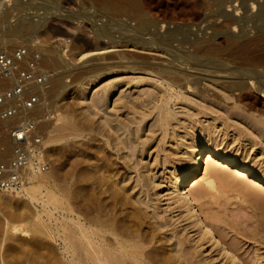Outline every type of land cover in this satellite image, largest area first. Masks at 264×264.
I'll return each instance as SVG.
<instances>
[{
    "label": "rangeland",
    "instance_id": "1",
    "mask_svg": "<svg viewBox=\"0 0 264 264\" xmlns=\"http://www.w3.org/2000/svg\"><path fill=\"white\" fill-rule=\"evenodd\" d=\"M32 1L33 0H28L30 3ZM205 1L207 0H194L193 3L190 0H140V4L149 19L161 20L165 18L168 21L167 24L169 27L187 24L191 29H194L198 26H200L199 28H204L205 24H208L209 22V24H218L222 19L219 18L216 20L209 16V13L217 7L215 0H208V4H204ZM224 1H229L227 4H239L244 0ZM257 1L264 4V0ZM23 2L24 4L22 6H13V4H11L12 2H10V5L6 6H10L12 10L10 9L7 15L3 14L2 17L0 16V32L2 33L0 34L2 35L0 37L14 38V35L13 37L5 35L7 27L15 24V22H18L19 20L22 21L18 17L31 20V22H33V27L27 28L20 25L18 27L19 32L15 35V41H21V44L19 43L14 49H12L14 46L13 44L4 43L2 44L3 46L0 44L2 46H0V50L5 49L10 53L17 47L24 46L28 48L30 54H40L42 53L41 48L44 49L51 45H57V48L55 49L56 53L60 54L63 58H67L71 64L76 65V68L80 64L78 57L82 53L84 42L87 41L89 45L88 49L102 47L103 45L101 41L94 39L93 37L94 29L97 27L96 24H99L98 22H95V17H101V19L105 21L106 18H108L107 20L109 21L107 22L114 25L113 31L115 32L114 34L117 35L118 33L116 32L117 29H119V27L115 26L117 20H126L127 16L126 13L119 14L117 11L118 8L121 7L119 6L120 4H118L119 2L115 4L117 6H114V8L110 10L104 8L105 6L102 5L99 0H34L31 3L32 5L26 1ZM173 10L179 12L175 13ZM227 12H231L233 15L235 13L232 10H228ZM194 13L203 16L206 22H199V25L191 24V16ZM70 17L73 18L69 20ZM15 18L19 20L16 21ZM26 19L23 21H27ZM112 20L113 22H111ZM126 22L130 26L135 25L133 19ZM247 31L248 36L254 34L253 30V33L251 30ZM233 33L236 32L234 31ZM58 37L62 38L63 41L58 43V41H56ZM121 44L124 45L123 42L119 45ZM117 50L126 55L138 54L136 53V49L132 46L119 47ZM249 50L244 48V46L237 44L234 45L230 51V56L233 59V62H235L236 65L243 66L248 58H256L261 55V52L258 49H253V51L251 49V53H249ZM112 54L113 52L111 55ZM107 56H110V53L107 54ZM142 56L149 59L154 58V60H162L164 62L171 59L168 54L161 52H153ZM108 62L115 69L110 75L97 82L86 78L78 81L77 84L73 82L75 72L77 71L76 68L71 70L70 65L66 67H44L43 71L47 78L43 87L51 84L49 78H51V76L55 77L57 72L63 76V81L70 86L68 85L69 87H67L62 93L60 92V86H55L50 93L46 92L47 95H43L42 104L40 106L41 108L33 114L34 116L50 115L43 123H48V121L51 120L49 126H47L42 132L40 131L44 140V157L49 164L48 171L42 173L45 175L42 178L44 181H42V179H39L38 181V179L33 178L34 182L31 184L33 185L31 186L33 192L29 189L32 194L29 190L0 191V264H72L68 259L71 251L70 247L67 248L68 240L64 241L65 238H69L68 235L71 234L70 227H73L70 220L67 219L69 218V213L66 212V209L68 208L67 206H69L68 202H71L76 198L78 203H86L85 196H87V193L93 192V189L94 191L96 190L93 192L96 194L100 186H102L103 190L99 188L102 192L100 193L99 191L97 193L99 196L97 194L95 196H98L105 201H107L106 195L109 196L110 194L109 189L117 190L120 188L122 192L120 191V193L119 190L117 191L122 196H124L123 193L125 196H133L137 188H134L133 192L128 188L129 192H131L129 194L127 192L128 190L124 191V189L134 185L138 176L140 181L142 179V181L145 180L146 182L147 178L144 175L146 169L153 180L152 184H155L156 187L153 188L152 184H149V186V180L146 184L143 182L147 186H145L142 181L141 183L138 181V184L145 186L144 191L146 193L144 192V194L147 196L149 194L150 197L148 196V199H151V203L149 201L151 208H148L149 211L145 209V215L147 216L148 212L155 215V218L162 220L159 221L163 222L164 220V222L167 221L170 223L171 220L168 221L169 215L164 209L165 206L163 205V201H161L158 197L159 195L155 193L162 189L161 187L166 177V174L163 175L165 172L164 168L174 167L176 171L186 165V159H183L181 155L184 152L185 155L188 154V148H186V146L188 147L187 144L190 142L188 141V137L198 134V132L202 133L200 136L203 137L205 143L208 142L213 148L218 143L219 146L229 150L232 154L234 153L239 160L240 157L241 159L244 157L240 161L247 159V164L257 173L264 176V147H262L264 146V102H262L264 99L258 94H256L249 102L242 96L235 97L233 93L221 88L219 85L210 84L204 81H202V84H199L194 90H186L183 88L180 90L181 92L178 93V89L169 88L166 84L160 81L155 82L153 79L152 82L157 86L161 85L166 94V98H164L165 102L163 101L165 104H162L161 108H158L153 105L154 100H156L154 92H157L154 86L145 81H138L139 79L136 77L141 75L132 74L131 71L123 68L126 63H117L116 59ZM87 79L89 81H87ZM10 84L11 82H7L1 86L6 87ZM87 84L88 86H86ZM111 85H114L116 87L115 89H117L113 92L112 99L118 96V91L120 90H122L121 95L126 94L132 97L138 94V92L132 91L141 90L139 91L140 93L143 89H148L150 90L149 97L138 99L126 98L127 100L130 99L126 104V107L120 106V103L116 104L117 107H115L116 109L118 108V110L120 109L123 114L119 113L120 111H117L118 113L116 112L115 115L113 113L114 109L110 112H104L103 110L105 106L100 103L101 108H96L97 110L95 111L89 110L91 107L88 108V111L91 113H89V116L85 119L82 115V109L78 107L73 108L68 104V100L71 97L70 94H72L73 91L75 101L83 100L85 103H88L91 95H93V98L99 97L100 94L107 89L104 86H108L107 90H109ZM83 87H91L92 89L88 92L86 89H83ZM112 99L108 102L110 107L112 106ZM142 100L144 101L142 102ZM54 111L69 112L72 116L71 124L62 125L59 121L53 119ZM102 115H105V117L107 116L108 118L106 117V119H109L110 116V119L113 118L112 121H115V117L117 118L120 116V120H118L119 122H123H121V125L124 127V133L122 136H126L127 140H129L128 142H131V146L128 145L131 149L129 148L127 151L126 149L123 151H121L122 149L118 151H116V149L114 150L112 144L107 140L110 136V131L104 120H102L105 118H103ZM161 119H163V121H160ZM124 123H126L127 126H125ZM172 130L177 132L175 136L174 134L171 136V132H173ZM105 131H108L109 134H107L108 132L104 134ZM195 131H197V133ZM127 136H130V139ZM252 140L254 142L253 146L256 144L254 147L251 144ZM219 141L222 143L221 145ZM250 145L253 148H251ZM3 146V144H0V147ZM147 153H149L148 156ZM154 156L155 160L152 159ZM98 161L102 163L100 164ZM249 161L250 163H248ZM94 163H99V165L105 163L103 164L105 168L101 166V169L104 171H106L107 168L105 165L109 166L107 169L110 170H107L109 173L106 171L107 174L117 171L118 177L114 175L112 179L120 180L121 177L124 179L125 176H130L131 179L128 180L126 178L122 181L123 183L120 182L118 185H112L110 183L109 185H112L113 188H111L112 186H109V188V182L107 183L104 179V182H106L105 186L101 184L98 188L96 187L97 189H94L92 187L95 186H89V181L85 182L86 178L84 177L85 174L87 175V171L90 172L93 170L92 164ZM211 164L209 170L211 171L212 167L216 166L220 171L222 170V178L224 179L221 178V180H216V178H214L213 186L207 189V195L202 202V211L208 218H210L216 233L225 243L233 247L236 253L240 255L239 257L243 258L244 262L247 264H256L260 260L263 261L264 215L261 213L264 212V190L259 192L261 191L259 187L251 184L252 186H250L249 189L252 192L251 195H253H250L249 197L246 196L247 198L244 199V196L233 191V189L226 184L227 182H224L233 181V177H235L234 181L239 182L238 175L233 176L235 173H232L228 168L226 169L220 165L214 166ZM89 165L92 166L90 167ZM111 169L115 170L112 171ZM134 171L138 174H134ZM99 172L102 173L101 170L97 173ZM115 172L114 174H116ZM204 173L201 172L200 176L203 177ZM101 175H104V173ZM83 177L85 181L83 180ZM134 178L136 179L135 181ZM200 179L201 178L197 180L195 185L197 183L199 184V182L201 183L202 179ZM241 179L242 177L240 178V181ZM243 180L245 179H242L241 185L246 183V180L244 182ZM25 184L26 183L23 185ZM256 187L259 191H257L258 189ZM105 191L106 194L104 193ZM253 191H257V194L259 193L260 195H255L256 192L253 193ZM55 194L60 200L57 202L60 203L55 204L56 201L52 198ZM144 194L140 196H145ZM134 195L137 196V194ZM141 211L142 213L144 212V210L140 209V212ZM145 215H143V219L141 218V221L144 220L141 222L143 224L141 225V228L144 229L145 227L144 230L147 228L146 232L143 231L147 233V238L152 240V242L148 240L152 245L149 242L145 246L146 248L151 246L152 250L149 248L151 251L150 254L153 252L157 257L163 255L166 257L163 250L161 251V248L159 249L157 247V245H160L159 247L163 245L164 247H162V249L164 248L165 250V246L167 245L162 234H165L168 237L170 236V238L172 236V239L179 235L177 240L179 241L180 239V241H182L180 242L181 245L184 243L181 247H186V249L181 248L183 255L186 251L187 255L191 254L190 256L185 254L187 260L193 259L192 261H194V263L197 260V263L200 264L204 261L202 264H206L204 260L206 256L203 257L202 255H199L198 253L200 251L197 253V249L192 247L193 244L191 242L188 243L189 238L188 236H186L188 239L185 238L184 235H187L185 234V231L181 233L182 231L180 232L178 230L179 228L173 225L174 223L172 224L171 221V224L167 223V225L170 226H166L168 228L166 229V233H164L165 227L163 231L161 230L162 232L160 231L156 233L151 229H148L151 227V225H149L150 219L149 217L147 219ZM144 217L146 219H144ZM184 223L188 224L189 222L188 220H185ZM35 225L40 226V230L38 226V229L37 227L35 228ZM187 229L192 230V227L188 225ZM193 232L194 230L191 231L190 234ZM149 233H152L151 236ZM158 233L161 234V236ZM156 237H158V239ZM160 238L162 241L164 239V241H160ZM158 240L160 242L159 244H156V241ZM183 240L186 241L183 242ZM147 245L150 246L147 247ZM153 246H156V248ZM187 247L189 249L190 247L194 248L195 253L193 249L191 251V249L188 250ZM189 251L194 253L193 256L192 253L188 254ZM160 252H163L164 254L162 253L163 255L160 254L158 256V253ZM154 254L152 257H154ZM185 255L184 257L186 258ZM157 257L154 258L157 260ZM188 257L192 258L188 259ZM163 258L161 257L160 260L158 258V261H161ZM156 260L154 261L155 264ZM217 261H219V259H217Z\"/></svg>",
    "mask_w": 264,
    "mask_h": 264
},
{
    "label": "bare ground",
    "instance_id": "2",
    "mask_svg": "<svg viewBox=\"0 0 264 264\" xmlns=\"http://www.w3.org/2000/svg\"><path fill=\"white\" fill-rule=\"evenodd\" d=\"M23 1L30 3L28 2V0H0V16L2 17L3 14H8L11 7L6 6L10 5V2H12L11 4H13V6H22L24 4ZM190 1L192 3L194 2V0ZM99 2L104 5V8H106L107 10L114 8V6H117L115 4L119 2L118 4H120L119 6L121 7H119L117 11L119 12V14H127L126 20H117L115 24V26L119 27L116 32L118 34H114V25L107 22L109 21L107 20L108 18H106L105 21L102 20L101 17H95V22H98L99 24L95 23L97 27L94 29L93 37L94 39L102 42V47L88 49L89 45L87 41L84 42L82 46V53L78 57L80 64L77 68L76 65L71 64L67 58H63L60 54L56 53L55 49L57 48V45H51L44 49L41 48L42 53L39 54V59L37 61L38 72L45 73L43 71L45 66L66 67L70 65L71 70L75 68L77 70L75 72V77L73 80L75 84H77L78 81L84 80L86 78L97 82L104 79L115 70L108 61L116 59L117 63H126L123 68L131 71L132 74L145 76H138L136 78H138L139 80H136L140 82L145 81L146 83H149L150 85L154 86V88H156L155 90H157V92H154L156 99L154 100V107L161 108L162 104H165L164 98H166V94L164 93V89L161 87V85L157 86L152 82L153 79L155 80V82L160 81L166 84L169 88L178 89V93L181 92L180 90L183 88L186 90H194L199 84H202V81H204L210 84L219 85L221 88L233 93L235 97L242 96L249 102L253 97H255L256 94L264 99V4L260 3L259 1L244 0L239 4H227L229 3V1L215 0L217 7L215 8V10L209 13V16L215 18L216 20L222 18L218 23L219 25L215 23L209 24L210 22H207L208 24H205L204 28H199L200 26H198L194 29H191V27L187 24L174 25L173 27H169L167 24L168 21L165 18L161 20L147 18L145 11L141 8L140 0H99ZM207 2L208 0L205 1L204 4H208ZM35 3L37 4L36 1ZM228 10H232L233 12H235L234 15L231 12H227ZM173 11L175 13L179 12L176 10ZM77 16L80 17L79 15ZM191 17V24L193 25H196L199 22H206L203 16H200L198 13L192 14ZM18 18H20L22 21H20L19 19L18 21L15 18V20L18 22H15V24L7 27L5 35L12 37L14 35V38H4V36L0 37L1 45L4 43L13 44L14 46L12 47L11 45V47L12 49H14V47L18 46V44L21 42H17V40L15 41V35L19 32L18 27L20 25L27 28L33 27V22H31V20H27L25 18L27 21H23L25 19H22L21 17ZM71 18L73 17H70L69 20ZM131 19L135 21L134 26H130L126 22L128 20L130 21ZM111 22H113V20ZM247 30H251V32L253 30L254 34L248 36ZM231 31H235L236 33H233ZM0 34L2 33L0 32ZM56 41H58L59 43L60 41H63V39L58 37ZM122 42L124 45H119ZM236 44L244 46V48H246L247 50L252 49L253 51V49H258L261 52V55L257 56L256 58H248L245 65L243 66L238 64L236 65V63L233 62V59L230 56V51ZM124 46H132L134 49H136V53L138 54L126 55L124 53L118 52L117 49ZM250 50L249 53H251ZM112 52L113 54L111 55ZM153 52L166 53L171 59L164 62L162 60H154V58L149 59L145 56H142L151 54ZM109 53L110 56H107V54ZM25 60L26 59H24V61ZM24 61H22V65ZM49 79L51 81V84H49L47 88L43 89V86L37 87V89H41V91H43L42 96L45 95L46 92L50 93L55 86L61 87V93L70 86L69 84L68 86L63 81V76H61V74L58 72L55 77L51 76V78ZM88 79L87 81H89ZM7 82H11V79L0 76V86ZM86 86H88V84ZM104 87L108 89V86ZM115 88L116 87L114 85H111L109 90L105 89L103 91L102 89L103 92L100 94V96L98 95L99 97L93 98V95L90 94V101L88 103H85L83 100L75 101V95H73V91L72 94H70L71 97L69 96L70 99L68 100V104H70L73 108L78 107L82 109V115L84 119L89 116V113H91L88 111V108L91 107L92 109L89 108V110L95 111L98 108H101L100 103L105 106H103L104 110L102 109L104 112H110L114 109L113 113L115 115L117 111H120V109L118 110V108H115L117 107L116 104L120 103V106L126 107L127 102L130 101V99L127 100L126 98L138 99L149 97L150 92V90L148 89H143L140 93L139 91L141 90L132 91L138 92V94L131 97L126 94L121 95L122 90H120L118 91V96L112 99L113 92L117 90ZM83 89H86L89 92L92 88L83 87ZM111 99L112 106L110 107L108 105V102ZM143 101L144 100H142V102ZM40 106L41 105L37 104L33 108L32 113L34 114L35 111L39 110L41 108ZM119 113L123 114L121 111ZM53 115V119L59 121L62 125L71 124L72 116L69 114V112H55ZM102 117L104 118L105 115H102ZM106 117L102 120H104L110 131V136L107 135L109 136L107 140H109V142L112 144L114 150L116 149V151H118L122 149L121 151H123L124 149H126L127 151V149L129 150V148L131 149V142H128L129 140H127L126 136H122L124 133V127L121 125L122 121L119 122L120 116L114 118V123L112 121L113 118L110 119L109 116V121V119H106ZM10 121V119L0 118V144L4 145L3 147H0V159L7 158L11 154L12 139L7 131L8 129L6 128V126L10 125ZM160 121H163V119H161ZM50 122L51 120L48 121V123L45 122L39 125L38 128L40 129V131L42 132L43 130H45V128L49 126ZM124 124L125 126H127L126 123ZM107 132L105 131L104 134H106ZM195 132L197 133V131ZM107 134H109V132ZM173 134L175 136L177 132H171V136ZM201 134V132H198V134H194L191 137L189 136L190 138L188 137V141H190L187 144L188 147L186 146V148H188V154L185 155L184 152L181 155L183 159H186V165L176 171L174 167L164 168L165 172L163 173V175L166 174V177L161 187L162 189L160 191H157V193H154L159 195L158 197L161 201H163V205L165 206L164 209L168 212V217L170 218H168V221L171 220L172 224L174 223L173 225L177 226L180 232L182 231L181 233H183V231L186 232L185 234L187 235L184 236L185 238L186 236H188V243L191 242L193 244L192 247L197 249V253L198 251H200L198 253L199 255H202L203 257L206 256L204 259L206 264H247L246 262H244L243 258L239 257L240 255L236 253L233 247L225 243L223 239L216 233L210 218H208L202 211L201 205L203 200H205V196L207 195V189L213 186L214 178H216V180H221V178L223 177L221 173L222 170L220 171V169H218L215 165H220L226 169L228 168L232 171V173H235L233 174V176L238 175L237 177L240 183L238 181H234L235 177H233L234 180L231 182H224H227L226 184L231 187L233 191H236V193L244 196V199L247 198L246 196L249 197L252 193L249 189V187L252 186L251 184L258 186L261 190L259 191V189L256 187L258 189L257 191L259 192H262L264 190V176L257 173L251 166H249L247 164L246 158V160L240 161L244 157H242V159L240 157L239 160L234 153L232 154L229 150H226L223 147L219 146L218 143L217 145L214 143L216 145L214 148L211 147L207 141V143H205L203 137L200 136ZM127 137H129L130 139V136ZM221 144L222 143L220 142V145ZM251 144L253 146V140ZM252 146L251 148L254 147ZM148 155L149 153H147V156ZM152 159L155 160V156ZM250 161L248 163H250ZM95 163L92 164L93 166L91 165L93 169L91 170L92 172L87 171V175H84L86 181L83 177V180L85 182L89 181V186H95H91L94 189H97L101 184L105 186V180L107 181V183L109 182V187L112 185L120 184V182L124 181L126 178L128 180L131 179L130 176H125L124 179H122L121 177L120 180L112 179L114 175L117 176V171H114L116 174H114V172L110 173L112 175L107 174L110 170L107 169L109 166L105 165L107 167L106 171L108 170L106 173V171L101 169V166L104 167L103 164L105 163H103L102 165H99V163ZM101 163L102 162H100V164ZM211 163L215 167H212L210 171L209 169L211 167ZM99 170H101L104 175H101L102 173L100 172L97 173ZM111 170L113 171L115 169ZM144 172V175L147 178L146 182L149 180L148 185L152 184L153 180L149 176L148 170L146 169ZM201 172H205L203 174V177L200 176ZM41 174L42 173H40V175H32L30 178H28L26 184L22 185L18 190L20 191L30 189L33 192V188L31 189V186H33L31 184L32 182H34L33 178H36L39 181V179H42L45 176L44 174ZM134 174L138 173L135 172ZM138 177L137 180L134 178V181L136 180L134 185H131L129 187L126 186L127 188L124 189V191L128 190L127 192L129 194L131 193L129 192V189H131L130 191L133 192L134 188H137L134 192V194H137V196H135L134 194L133 196H125L124 193V196H122L120 194L122 192L120 188L117 189L119 190V192L121 191L120 193L115 189H109L110 194L108 193L109 196L106 195L107 201H105L98 197L99 195L97 193L99 191L101 193V189L103 190L102 186H100L99 188L101 189L98 188V191L96 192L98 196H95L96 194L93 192H95L96 190L94 191L93 189V192L87 193V196H85L86 203H78L76 201V198H74L73 201L68 202L69 206H67L68 208L66 209V212L69 213V218L67 219L70 220L73 227H70L71 234L68 235L69 238H65L64 241L68 240V245H66L67 248L70 247L71 249V251L69 250L70 257L68 259L72 264H155L154 261L156 260L155 258L157 256H155L153 252L152 253L154 254L155 258L152 257V253V255L150 254V245H147V247L150 246L149 248L145 247L146 244H148L150 241L152 242V240L147 238V233H145L147 231V228L146 230H144L145 227L144 229L141 228V225H143L141 222L144 221H141V218L143 219V215L146 214L145 209L149 211L148 208H151V206L149 205V201L151 199H148V193V196L144 194L145 186H147L145 185V180L142 181V179L140 178L142 183L145 182V184L143 183L145 186L138 184V181H140ZM241 177L242 179L246 180V183L244 185H241ZM199 178L202 179H200L201 183L199 182V184L197 183L195 185ZM245 180H243V182ZM42 181L44 180L42 179ZM110 183L112 185H109ZM152 187H156L155 184ZM111 188H113V186ZM31 191L30 193L32 194ZM257 191H253V193L256 192L255 195L258 196L259 193L257 194ZM104 193L106 194V191ZM143 194L145 196H140ZM55 196L52 197L53 200L56 201L55 204L60 203L57 202L60 200L57 196ZM139 208L144 210V212H140ZM261 214L264 215V212H262ZM145 217L147 219L149 217L150 219L149 225H151V227L148 229H151L156 233L160 232L161 230L163 231L164 227V233H166V229H168L166 226H170L167 225V223L169 222H167L166 220V222H164V220L163 222H161V219L155 218V215L151 213L147 212V216L145 215ZM145 217L144 219H146ZM185 220H188L189 223L185 224ZM171 221L169 224H171ZM38 225H35V228ZM188 225L192 227V230L187 229ZM38 227L40 230L41 227ZM193 230L194 232L190 234V232ZM159 235L161 236V234ZM162 235L167 244L165 246V250L164 248L162 249V247H164L163 245L161 247H159L160 245H157V247L159 249L161 248V251L163 250L166 257L163 255V252L158 253V256L161 254L163 255L161 257L164 258L161 261H158V258L160 260L161 257H157L156 264H200L197 263V260L195 263L194 261H192L193 259L187 260V256L191 255L189 253H192V249L195 253V249L192 247H190L191 251L188 252L189 255L186 254V251L185 254L187 256L184 254L186 258L184 257L182 249H186V247H181L184 243H182L181 245L180 242L182 241H180V239L179 241L177 240L179 235L178 237H173V239L176 240H173L172 236L170 238V236L168 237L165 234ZM158 237L156 238L158 239ZM161 238L160 241H162ZM160 241H156V244H159ZM184 241L186 240H183V242ZM153 247L156 248V246ZM187 249L190 250L188 247ZM194 253H192V256ZM151 257L154 259H152ZM191 258L188 257V259ZM217 259H219V261H217ZM256 264H264V260H260Z\"/></svg>",
    "mask_w": 264,
    "mask_h": 264
},
{
    "label": "built area",
    "instance_id": "3",
    "mask_svg": "<svg viewBox=\"0 0 264 264\" xmlns=\"http://www.w3.org/2000/svg\"><path fill=\"white\" fill-rule=\"evenodd\" d=\"M38 59V53L30 54L24 46L10 53L0 50V76L11 79L9 86H0V118L11 120L6 128L12 139L11 154L0 159V191H16L32 175L49 169L38 127L50 115L32 113L37 104H42L43 91L37 87L43 86L47 78L38 72Z\"/></svg>",
    "mask_w": 264,
    "mask_h": 264
}]
</instances>
